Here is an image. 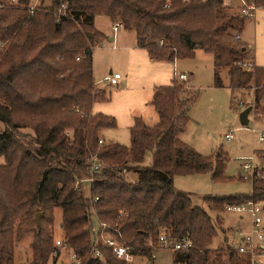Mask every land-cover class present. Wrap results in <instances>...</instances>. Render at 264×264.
Listing matches in <instances>:
<instances>
[{"label": "trees", "instance_id": "16d2710c", "mask_svg": "<svg viewBox=\"0 0 264 264\" xmlns=\"http://www.w3.org/2000/svg\"><path fill=\"white\" fill-rule=\"evenodd\" d=\"M48 1L34 7L38 0H0V121L5 125L0 131V264H14L26 239L31 255L25 264H55L57 209L63 241L81 264H128L109 249L103 250L104 260L89 255L95 216L121 234L133 257H152L165 235L192 244L175 253V264H210L218 231L209 212L219 214L249 200L263 203L264 178L251 183L250 195L203 198L209 212L176 190L174 178L180 175L209 173L225 180L229 161L222 150L203 156L180 140L190 98L176 75L170 85L155 89L150 104L159 117L156 124L135 118L129 146L106 142L102 133L117 128V121L93 111L106 100L95 87L93 49L108 39L95 28V19L105 16L134 31L137 46L153 61L175 64L193 59L198 50L212 55L215 85L223 86L220 72L227 69L232 92L247 98L243 106L260 118L264 68H244L255 64L254 52L236 39L249 19L239 5L228 8L223 0ZM62 3L68 8L58 16ZM96 163L99 171L92 174ZM88 179L90 189H76ZM236 254L230 251V258Z\"/></svg>", "mask_w": 264, "mask_h": 264}, {"label": "rangeland", "instance_id": "374dc122", "mask_svg": "<svg viewBox=\"0 0 264 264\" xmlns=\"http://www.w3.org/2000/svg\"><path fill=\"white\" fill-rule=\"evenodd\" d=\"M39 1L34 7L39 6ZM48 3L49 1L45 0V4ZM116 25L105 16L95 19V28L108 39L93 49L95 87L102 90L106 97L105 101L95 104L93 111L112 116L117 121V128L102 133L104 140L129 146L130 128L135 118H142L151 126L156 124L159 117L155 107L150 104L155 89L171 84L176 74L185 73L188 75L187 79L179 81L186 86L187 98H190L187 112L189 122L179 138L203 156H211L222 150L227 153L229 161L225 180H214L209 173L180 175L174 178V187L189 195L194 206L208 212L203 200L205 197L250 195L252 184L251 180L243 178L246 175L244 163L255 153L260 160L264 159V142H260L259 136L253 133L254 126L259 130L263 126L256 124L252 115L249 117V126L241 125L240 114L246 109L241 102H245L247 98L238 91L232 92L228 70H221L223 86L219 87L215 85L214 58L201 50L197 51L193 59L175 64L152 61L148 52L137 46L136 33L123 27L115 30ZM113 36H116V40L110 41ZM240 37L242 42L253 50L256 67L264 68V8L258 9L255 17L247 21L245 31ZM79 60L80 57L77 58V61ZM111 72L122 76L120 85L105 81ZM257 119L263 121V118ZM3 130L5 125L0 121V131ZM227 135H231L232 140L228 141ZM150 163L151 157L148 155L145 165ZM259 204L264 220V202ZM209 213L218 231L210 248V264H252L246 255L237 252L242 243V233L251 229L252 218L249 212L228 211L226 207L222 213ZM61 215V211L57 209L55 244L56 240H63ZM29 245L30 239L19 244L14 264L26 263V259L31 255ZM232 250L237 253L234 259L229 255ZM175 259V253L159 246L152 257L134 256L128 264H175Z\"/></svg>", "mask_w": 264, "mask_h": 264}, {"label": "built area", "instance_id": "2783aa9c", "mask_svg": "<svg viewBox=\"0 0 264 264\" xmlns=\"http://www.w3.org/2000/svg\"><path fill=\"white\" fill-rule=\"evenodd\" d=\"M225 5L228 8L235 7L239 5L241 7L240 13L248 18L252 19L255 17L256 11L260 8H264V5L260 4L258 0H223ZM68 6L66 3H62L59 8L56 10V15H64ZM121 27L117 24L114 29L117 30ZM237 40H240V35L236 36ZM244 68L253 70L255 64H243ZM179 80H186L187 74L181 73L177 75ZM122 76L118 73L111 74L105 78V81L112 84L118 85ZM243 105V103L241 102ZM254 117L256 124L260 123V126H263L262 129H257L253 127V133L259 136L260 142H264V117L263 121H258L255 112L252 110L251 114ZM250 117V116H249ZM259 118V119H260ZM250 120V119H249ZM226 139L228 141L232 140L231 135H227ZM100 145H103V142H99ZM99 164H94L90 173L99 171ZM244 170L246 175L243 177L244 180H251L253 183L255 180H260L264 178V159H259L255 155L247 159L244 163ZM92 179L82 180L76 185V189H81L83 186L84 189H90ZM98 198L96 199V201ZM228 211L236 212H249L252 221L251 229L249 232L242 233V243L239 245L237 252L243 255H246L252 262V264H264V220L262 218V207L259 203L254 200H249L241 205L230 206L227 208ZM89 231L91 234V246L89 250V255L94 259H105V254L103 250L109 249L112 251L113 257L129 262L133 257L131 254V249L129 246L125 245L121 239L122 236L120 233H116L115 228L109 230L106 224H103L98 221L95 216V222L90 225ZM158 242L161 247L171 250L173 253L180 251L189 250L192 244L187 239H182L180 241H173L166 237L165 235H160ZM53 262L55 264H81V261L78 259L77 255L74 253L73 248L63 240L58 239L55 244V248L52 252ZM69 258V259H68Z\"/></svg>", "mask_w": 264, "mask_h": 264}, {"label": "water", "instance_id": "95a60500", "mask_svg": "<svg viewBox=\"0 0 264 264\" xmlns=\"http://www.w3.org/2000/svg\"><path fill=\"white\" fill-rule=\"evenodd\" d=\"M111 41H112V38H111ZM251 112H252V107H248L240 114V122L242 126H249V123H250L249 116Z\"/></svg>", "mask_w": 264, "mask_h": 264}, {"label": "crops", "instance_id": "0c3cea01", "mask_svg": "<svg viewBox=\"0 0 264 264\" xmlns=\"http://www.w3.org/2000/svg\"><path fill=\"white\" fill-rule=\"evenodd\" d=\"M116 40V36H113L112 37V41H115ZM241 40H242V37H241ZM110 41H111V39H110ZM243 41V40H242ZM153 61V60H152ZM112 74V72L110 73V75ZM95 81V80H94ZM120 81H122V79L120 80ZM118 85H120V83L118 84ZM168 85H170V84H168ZM168 85H163V86H168ZM155 87H157V86H155ZM160 87H162V86H160Z\"/></svg>", "mask_w": 264, "mask_h": 264}]
</instances>
